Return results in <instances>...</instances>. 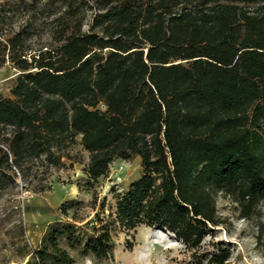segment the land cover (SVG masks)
<instances>
[{"label":"trees","instance_id":"16d2710c","mask_svg":"<svg viewBox=\"0 0 264 264\" xmlns=\"http://www.w3.org/2000/svg\"><path fill=\"white\" fill-rule=\"evenodd\" d=\"M100 11L86 33L58 19L55 44L34 51L31 21L0 41V68L18 73L0 99V186L3 169L42 155L57 165L53 149L79 137L87 184L115 160L141 167L86 252L107 257L114 226L164 229L198 249L220 224L219 193L243 219L264 201V0H103ZM33 255L26 264H47L45 247Z\"/></svg>","mask_w":264,"mask_h":264},{"label":"rangeland","instance_id":"374dc122","mask_svg":"<svg viewBox=\"0 0 264 264\" xmlns=\"http://www.w3.org/2000/svg\"><path fill=\"white\" fill-rule=\"evenodd\" d=\"M102 1L0 0V14L8 18L0 25V41L4 44L26 21H31L26 45L32 51L55 44L52 32L59 29L60 18L71 28L80 26L82 32H89ZM17 75L8 63L0 68V99L11 98ZM64 145L53 149V156L60 158L57 165L42 155L21 170L2 168L6 177L0 186V264H26L44 247L47 264H210V255L222 251L228 254L225 264H264V201L249 219H243L235 199L224 193L215 199L220 224L208 227L198 249L186 248L164 229L140 226L127 234L114 226L109 228L107 257H94L84 250V243L115 218L116 196L139 177L140 161L115 160L105 178L87 184L88 154L80 138ZM67 225L73 230H66ZM54 241L70 262H62L53 252Z\"/></svg>","mask_w":264,"mask_h":264},{"label":"bare ground","instance_id":"6f19581e","mask_svg":"<svg viewBox=\"0 0 264 264\" xmlns=\"http://www.w3.org/2000/svg\"><path fill=\"white\" fill-rule=\"evenodd\" d=\"M160 233H161V232H160ZM160 233H159V234H160ZM161 237H162V236H161Z\"/></svg>","mask_w":264,"mask_h":264}]
</instances>
